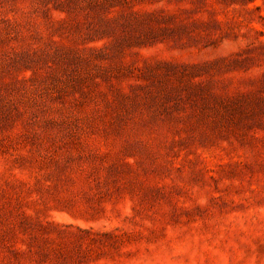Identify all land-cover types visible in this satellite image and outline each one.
Returning <instances> with one entry per match:
<instances>
[{
	"label": "rangeland",
	"instance_id": "374dc122",
	"mask_svg": "<svg viewBox=\"0 0 264 264\" xmlns=\"http://www.w3.org/2000/svg\"><path fill=\"white\" fill-rule=\"evenodd\" d=\"M0 264H264V0H0Z\"/></svg>",
	"mask_w": 264,
	"mask_h": 264
}]
</instances>
